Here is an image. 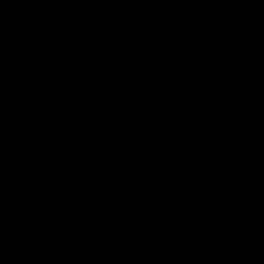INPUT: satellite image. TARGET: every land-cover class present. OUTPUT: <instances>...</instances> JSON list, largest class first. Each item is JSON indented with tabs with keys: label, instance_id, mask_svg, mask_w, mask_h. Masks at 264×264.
Returning <instances> with one entry per match:
<instances>
[{
	"label": "water",
	"instance_id": "1",
	"mask_svg": "<svg viewBox=\"0 0 264 264\" xmlns=\"http://www.w3.org/2000/svg\"><path fill=\"white\" fill-rule=\"evenodd\" d=\"M0 264H264V0H0Z\"/></svg>",
	"mask_w": 264,
	"mask_h": 264
}]
</instances>
